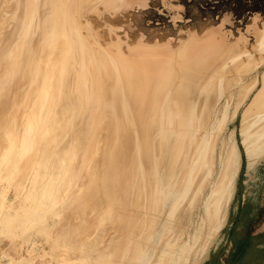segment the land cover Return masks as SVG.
I'll list each match as a JSON object with an SVG mask.
<instances>
[{
  "label": "bare ground",
  "instance_id": "bare-ground-1",
  "mask_svg": "<svg viewBox=\"0 0 264 264\" xmlns=\"http://www.w3.org/2000/svg\"><path fill=\"white\" fill-rule=\"evenodd\" d=\"M75 1L0 0V32L6 30L7 24L10 27V36L4 41V54L17 52L9 57L7 62L10 67L0 78V101L3 100L0 115L6 117L8 122L17 117L19 119L17 126L10 130L2 128L5 146L0 152V180L5 183L0 187V234L15 233L21 240L17 245L13 244L15 255L11 256L4 250L0 252V264H31L36 257L45 261V256L49 257L46 264H86L89 261L87 255L94 251H97V257L110 263L123 253V246L129 242L128 231L120 244L104 239L97 244L98 248L89 249V238L101 219H98L97 213H91L90 220L85 218L89 217L85 211L90 202L84 199L86 190L82 189L83 183L90 179L91 170L95 171L97 167L94 152L93 159L86 158L84 154L89 150L96 151L99 144L98 130L111 112L112 115L116 114L111 109L112 103H127L126 108L133 106L130 120L126 122L129 126L121 123L119 128L123 129V134L115 139L118 153L122 152L127 138H131L134 143L131 157L139 167L133 171L129 165H125L120 175L132 186L124 185L130 189L132 197L139 185L145 189L150 187L164 171L162 159L169 144L170 118L176 116L180 120L182 137L178 150L182 151L176 154L172 164L174 173L167 179L168 186L172 185V188L170 192L166 190L164 193L165 197H170L168 192L175 194L172 197L175 200L170 202L173 205L170 210L172 215L177 213L188 191L185 188L186 175L181 174L180 170L185 162L189 163L188 151H196V145H190L185 153L183 143L202 129L221 93L226 91L228 102H232V107L227 105L222 113L224 119L230 114L234 116L241 105L246 106L241 114L248 170L264 145V30L256 36L255 45L252 46L259 52L260 59L247 56L251 46L243 49L239 40L230 45L224 44L221 41L224 34L220 31L227 19L226 16L219 18L227 9L225 5L228 0H218L216 3L212 0H183L189 19L183 29L187 26L190 28L188 36H181L179 28H166L169 23L167 25L163 17L153 9L147 10L146 20L150 26L145 30H150L154 37L146 32V43L131 46L122 56L109 51L114 47L111 44L97 51L96 63H101L108 70L107 74L111 72L113 75L112 79L102 84L100 80L91 84L88 72L83 77L72 74L74 58L70 56V50L80 47L81 39H77L72 48L61 44L62 34L72 35L71 31L77 30ZM103 3L105 5L107 1ZM153 6H157L156 3ZM251 6L244 5L248 9ZM49 8L52 9L49 11ZM236 14L234 19L239 20L234 21L233 26L239 33L242 30L239 27L247 20L240 12ZM47 20L49 23L46 24ZM2 32L0 50L4 48ZM199 34L203 35L197 37ZM217 45L223 49L218 54L215 52ZM201 49L206 51V56L208 52L211 53V57L217 58L216 61H206L209 59L205 60V54L194 59L196 52ZM87 54L91 57L89 52ZM241 56H247V59L227 65L222 70H209L213 63L221 62L220 59L230 63L229 60ZM204 60L205 63H201ZM204 64L207 66L203 67ZM260 64L261 70L253 71ZM198 66L203 68H196ZM203 69L208 72L204 74ZM196 73L204 75L194 81ZM83 79L87 84L81 89L79 83ZM152 111H156V114L150 118L148 116ZM80 114L84 117L79 118ZM256 124L258 126L251 129ZM220 130L218 128L212 133L204 145L203 158L199 160V165L207 166V170L191 200L190 206H193L188 223L180 232L183 240L174 246L170 254L176 264H184L190 259L191 252L188 255L181 252L192 249V242H199L195 247L196 253L195 249L193 252L195 261L204 255L214 244L215 236L226 221L228 204L235 192L240 155L235 145H225L222 169L213 180H209L212 173V146ZM89 131H92L93 138L85 137ZM80 145L84 146L83 156L76 154ZM10 153L11 161L1 176V165L9 161L5 160ZM175 180L177 183L173 186ZM10 187L13 188L14 193L10 192L13 195L8 194ZM152 197L151 211L147 214L143 192L142 198H139L140 218L136 220L145 222L150 214L159 218L164 205L156 201L159 195ZM65 203L67 208L63 206ZM120 207L117 218L131 224L128 208L122 199ZM108 213L112 216L110 211ZM63 224L66 227L61 229ZM56 226L60 228L58 232L48 235L47 231ZM150 228L156 232L155 227ZM40 234L46 236V242L44 239L41 245L35 239ZM143 263L146 264L145 259L140 262Z\"/></svg>",
  "mask_w": 264,
  "mask_h": 264
},
{
  "label": "rangeland",
  "instance_id": "rangeland-1",
  "mask_svg": "<svg viewBox=\"0 0 264 264\" xmlns=\"http://www.w3.org/2000/svg\"><path fill=\"white\" fill-rule=\"evenodd\" d=\"M105 1H107V4L105 3L106 7L103 3ZM108 1L109 0H76V5H74V20L77 25V30H72V35L68 34L67 36H64L62 34L61 37V44L65 45V47L70 46L71 48L72 46H75V41L77 39H81L82 45L80 47H74L70 50V56L74 58L73 64L71 63L73 70L72 74L74 76L83 77V75L88 72L90 74L89 80L92 82L91 84H93V82H97L98 80H100L99 82L102 84L110 80V78L112 79L113 76L111 72L107 74L108 70H106L103 65L101 66V63H96V53L99 49L105 47L107 44H111L114 47H112L109 51H113L114 55L122 56L125 55V52L130 50L131 46H135L137 43H146L147 33L150 31L145 30L149 25L146 20L147 10L149 11L153 9L157 14L163 17L167 21V25L169 23L166 28H179L181 36L190 35V28H188V26L183 29V26H185L189 20L186 13V6L184 2H182L183 0ZM57 2L59 3L60 0H57ZM212 2L216 3L218 0H212ZM155 3L158 7L153 6ZM149 5H152V7ZM199 5L202 4L199 3ZM213 5L214 4L211 6L212 8H214ZM244 5L252 6L248 9L245 8ZM51 9L52 8H49L48 10L50 11ZM225 9L226 10L223 11L219 18L222 19L226 16L227 19L221 27L220 32L224 34L221 41L226 45H230L234 43V41L239 40L241 41L240 44L243 49H247L251 46V50L247 52V56L250 55L251 58L260 59L261 56L259 52L252 49V46L255 45L254 42L256 40V36L259 33H262L260 31L264 30V0H228L227 5H225ZM236 12H240V15L243 14V17L247 20V22L243 23V25L239 27V29H242L239 33L236 30L237 28H234L233 26L234 21L239 20L234 19L237 16ZM45 23H49L48 20L45 21ZM8 26L9 24L5 26L6 30L4 32L1 31L4 35L2 42L4 48L0 50V78H2V76L7 72V68L10 67L7 62L9 57L17 54L16 51L4 54V52H6V43L4 41L10 36L8 34L10 27ZM149 33L152 37H154L152 32ZM202 35L203 34H199L197 37ZM215 49L217 54L218 52L223 51L221 45L220 47L217 45V48ZM88 52L91 54V57L87 54ZM203 54L206 56V51L202 49L198 50L193 58L195 59L198 55ZM211 56V53L208 52L205 60L208 58L209 60L206 61L214 60L215 62L217 58H213ZM247 56H241L239 58L229 60L228 62L230 63H225L222 59H220L221 62L217 61L216 63H213L212 69L209 68V70H222L223 68H226L227 65H231L232 63L238 61H244L247 59ZM205 60L201 63H205ZM206 64L202 66L206 67ZM261 66V64L258 65L253 71L257 70L259 72L261 70ZM203 67L198 66L196 68ZM207 72L208 70L206 72L204 71V74ZM204 74L196 73L195 75L197 76H195L194 81ZM103 75H105V78ZM218 83L220 84L221 82L218 81ZM86 84L85 79H83V81L79 83V88L82 89L83 87H86ZM234 88L235 87L231 89ZM2 101H0V105ZM117 103L119 102L111 104V109L116 114L112 115L111 112L109 117L98 130L99 132L97 134H99V140H97L99 141V144L97 145V152L89 150L88 153L84 154V146L80 145L76 154H78V156H83L84 154V156L89 159H93V156L96 155L95 160H97V167L95 168V171L91 170L90 179L86 180L82 186V189L86 190V193H84V197H86L84 199H87L86 201L90 202L87 207V210L88 208L89 210L85 211L86 214H89V217L85 216V218L90 220L92 214L97 213V216H99L98 219H101L100 224L97 221L99 225L97 224L96 230L91 233V238H89L90 240L88 242L89 249L98 248L97 244L99 242L101 243L104 239L108 242L114 241L120 244L123 242H121V239L125 237L124 235L127 231V242H129L123 246V253L119 257H116L114 261L107 263L102 257V259L97 257V251H94L92 254L87 255V259L89 261L86 264H140L142 259H145L146 264H176L171 260L170 254L174 249V246L183 240L180 232L183 231L185 225L188 223L190 208L193 206H190L191 200L201 185V177L206 174L207 170V166L202 164L199 165V160L200 158H203L204 145L211 138L212 133L218 130V128H221V130L218 131V138L212 146V165H210L212 173L209 176V180H213L214 176H217L220 169H222L225 145L233 144L236 146L240 155V168L236 178L235 192L228 204L225 224L219 229L217 235L215 236L214 244L211 245L209 250L204 255L200 256L197 261H195V247L199 245V242L196 241L195 244L192 242V249L181 252L183 255H188V253L191 252L192 255L190 259H187V261L184 262V264H264V145L261 147V152L254 158V162L248 170L246 150L242 136V126L244 123L241 114L246 109V106L243 107V105H241L234 116L230 114L224 119L222 117V113L227 105L232 107V102H228V95L226 91L221 93L220 98L215 104L213 113L207 120L204 121L202 129L198 131L196 135L183 143V145H185V153L186 148L190 145H196V151L194 150L192 152L187 150V161L189 158L190 160L189 163L185 162L183 168L180 170V173L186 175L185 188L188 191L181 200L182 202L178 206L177 213L172 215L170 210L173 208V205L170 204V202L173 203V200H175L172 198L175 194L169 193L172 185L168 186L167 179H170L174 173L172 164L176 160V154L182 151L178 150V143L182 137V133L180 132V120H178V117L176 116H171L170 118L171 133L169 136V144L167 146L165 156H163L164 158L162 159L164 171L153 184H149L150 187L145 189L143 185H139L136 188V194L132 197L130 189L125 188L126 186H132L127 184L125 180L121 179L120 175L125 165H129L130 169L133 171H136L139 167L135 160L131 157L134 154V143L131 138H127L126 141H124V148L122 152L118 153L119 150L115 146V139L123 134V129L119 128L121 123L122 125L125 124L129 126V123L127 124L126 122L127 120L128 122L130 120V114L132 113L133 106H128V108H126L127 103H119L120 105ZM14 104L15 101L13 100L12 105ZM107 110L109 112L110 106ZM174 110L175 108L172 112H174ZM155 114L156 111H152L148 117L152 118ZM4 116L7 115L4 114ZM78 117L82 118L84 115L80 114ZM18 123V117L13 121L10 122L9 120L8 122L6 117L3 118L2 115H0V152L5 146V139L2 137L4 130L2 128L10 130L9 128L15 125L17 126ZM257 126L258 124L251 127V129H254ZM251 129L249 131H251ZM91 136L92 131H89L85 135V137ZM120 141L123 140L120 139ZM84 143L85 142H83V144ZM11 156L12 153H10L9 158L5 160L9 161L1 165L3 168L1 176L4 173V170L8 167L9 162L11 161ZM194 159H198V161L196 160L192 162ZM80 161L83 162V159L81 158ZM4 183L5 181L0 180V187H2ZM176 183L177 181L175 180L173 186H175ZM124 185L126 186L124 187ZM166 190H169L168 195L170 197H165L164 193H166ZM11 191L14 193L12 187L9 188L8 194H11ZM143 192H145L146 198L145 205L148 208L147 214L151 211L150 204L152 203V196L159 195L156 201L160 204L163 203L162 205H164V209L159 212V218L155 217L157 215L154 216L153 214H150L147 216L145 222L140 221V219L136 220L140 218L139 198H142ZM121 199L124 201L126 209L128 208V212L130 213H128V219L131 220V224L130 222L126 223V220L124 219L120 220L117 218L116 214H119L121 210ZM165 202L168 203L166 204ZM199 204L200 203L198 202V207L200 208ZM63 206L64 208H67V203L63 204ZM104 210H106V213H104ZM109 211L112 216L109 215ZM151 226L155 227L154 229L156 232H154V230L151 231ZM60 227L61 229H64L66 226L63 224V226ZM58 229L60 228L57 226L50 228L47 231L49 232L48 235L57 233ZM157 232H159V235H157ZM14 234L15 233L0 234V252L4 250L11 256L15 255L16 251H14L13 244L17 245V243L21 240ZM44 234H40L35 237L36 241L40 243V245L44 242V239L46 242V236ZM25 245L28 244L26 243ZM131 246L132 249L130 248ZM194 249L195 253H193ZM126 250L128 251L126 252ZM47 257L45 256V261L48 260L49 257ZM35 259L36 260L31 262V264H46V262L41 261L39 257H36ZM82 259L85 261V258ZM4 261H6L5 258Z\"/></svg>",
  "mask_w": 264,
  "mask_h": 264
}]
</instances>
